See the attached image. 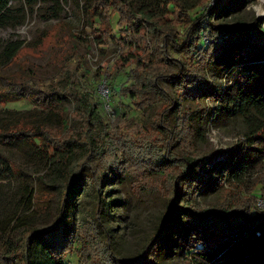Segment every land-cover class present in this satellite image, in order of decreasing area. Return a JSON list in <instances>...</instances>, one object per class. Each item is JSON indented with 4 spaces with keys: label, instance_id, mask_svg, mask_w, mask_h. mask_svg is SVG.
<instances>
[{
    "label": "rangeland",
    "instance_id": "obj_1",
    "mask_svg": "<svg viewBox=\"0 0 264 264\" xmlns=\"http://www.w3.org/2000/svg\"><path fill=\"white\" fill-rule=\"evenodd\" d=\"M130 1L138 15L160 12L159 0ZM10 2L7 17L0 16V52L11 42L21 48L13 60L0 54V248L10 258L0 264H264V221L237 224L233 236L204 249L203 226L181 208L147 250L171 215L172 183L185 155L243 152L241 182L219 189V162L198 204L264 210V45L255 44L258 35L232 38L212 53L207 70L215 96L182 101L198 117L200 136L188 119H171L173 146L166 152L170 133L158 119L165 102L138 110L123 99L119 108L122 98L111 94V85L131 82L130 47L124 50L107 33L97 0ZM226 3L218 23L263 18L264 30V0ZM164 86L178 95L171 83ZM186 204L181 198L180 207ZM58 221L60 232L47 233ZM30 232L37 236L26 251Z\"/></svg>",
    "mask_w": 264,
    "mask_h": 264
},
{
    "label": "trees",
    "instance_id": "obj_2",
    "mask_svg": "<svg viewBox=\"0 0 264 264\" xmlns=\"http://www.w3.org/2000/svg\"><path fill=\"white\" fill-rule=\"evenodd\" d=\"M10 1L1 0L2 19L7 17L6 13L12 4ZM227 6L226 0H214L212 3H207V0H159L158 14L138 15L130 0H97L98 16L100 19L106 16L108 20L110 28L107 33L124 50L130 47L126 59L132 65L131 82H124L119 86L111 85V94L122 98L119 108L126 105L123 99H127L130 105L138 110L157 102H165L158 119L160 128L165 133H170V139L165 146L166 152H170L173 146L172 134L175 130L170 125L171 119H188L195 137L200 136L198 117L190 110H185L182 101H197L215 96L207 70L212 53L222 50L232 38L251 34L258 35L255 44L264 45L263 18H255L248 24L238 22L233 25L216 21L220 11L226 10ZM11 43L5 45L0 52L8 61L15 59L21 48L20 43ZM171 67H176V72L169 73ZM164 82L171 83L178 95L172 96L166 90ZM25 87L33 89L32 84ZM197 110L204 112L200 103H197ZM86 119H91V116L86 115ZM118 119H126V116L120 114ZM176 138L181 139L180 134ZM243 156V152L237 154L233 149L229 155L212 153L175 158L181 159L182 170L172 183L171 215L167 217V223L153 236L147 250L161 241L167 224L172 223L180 208L184 210L189 221L203 226L205 234L199 239V243L204 249L214 248L228 236H233L237 224L254 227L264 221V210H260L256 204L252 207L238 204L214 209L203 208L197 201L204 186L212 180L213 169L219 162L222 166L216 178L217 187L220 189L223 185L240 183ZM2 172L3 169L0 168V177ZM109 185L105 188L107 196H110L109 193L113 189L112 183ZM181 198L187 203L185 207L179 205ZM60 230L58 221L46 232L58 233ZM35 236L37 234L30 232L23 239L26 251ZM0 259H10L1 248Z\"/></svg>",
    "mask_w": 264,
    "mask_h": 264
}]
</instances>
